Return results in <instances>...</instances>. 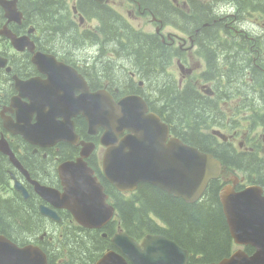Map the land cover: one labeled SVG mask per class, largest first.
<instances>
[{"label":"flooded vegetation","instance_id":"af4514ba","mask_svg":"<svg viewBox=\"0 0 264 264\" xmlns=\"http://www.w3.org/2000/svg\"><path fill=\"white\" fill-rule=\"evenodd\" d=\"M11 1L15 2L18 14L12 13L9 15L8 10L2 4V2ZM167 2L174 5V8L181 13L190 12L187 0H167ZM112 3L116 4V0H0V201L28 200V207H35L38 213L42 215L40 218L52 225L57 223L45 216L41 211V207L50 206L53 208L54 206L47 201V198L64 192L63 179L60 172V167L63 163L77 161L79 158L84 159L93 169L95 177H98L113 192L118 191L106 179L102 170L104 146L101 142V134L105 128L91 127L89 123L91 121L83 113L72 115V111L79 106L75 103V100L86 101L91 93L101 91H107L115 101H119L123 96L131 93L140 94L146 99L148 98L146 92L152 93L150 87L147 90L143 87L146 80L134 68L128 75L138 87L145 89L143 93L124 92L125 89L130 87L129 85L111 82L110 79H106L104 74H97V69L100 67L105 68V61H108L107 58L116 56V53L108 47L105 39L103 17L110 16L112 19L118 20L117 26H120V28L123 26L120 19L126 20ZM52 4H55L57 8L61 7L65 11L62 16L64 20L61 21L59 26L47 23V18L40 19L36 16L46 6ZM182 4L184 7L181 6ZM129 6L136 7L138 18L150 16L151 22L155 23L154 32L150 33L138 29L141 30V33L148 36L154 35L157 41L161 39L160 42L164 49L167 47L182 48L181 38L183 37L179 36L178 33L173 34L167 31L168 27L173 26V23L169 22L173 20L170 16H166V18L158 16V13L155 14L147 7L142 6L139 0H129ZM102 10L106 11V14L102 15L104 12ZM128 11L132 14L130 9ZM259 14L262 15L261 13ZM172 17L177 21V24L187 25L183 16L181 18ZM225 18L224 14L220 17L222 21ZM50 19H52L51 16ZM240 21L244 22L245 17H242ZM125 25L132 27L130 24ZM224 25L230 27L229 21L224 22ZM238 25H233V28L230 27L232 32L233 30L235 31L236 36L239 34ZM108 26L112 27L115 25L109 23ZM59 30L72 33L71 46L66 42L64 44L62 40L54 39V35ZM181 32L186 37H190L188 42H190L191 47H196L198 53L203 51L197 38L199 35L188 34L186 30H181ZM197 32L200 33V30L197 29ZM165 33L167 36H165ZM12 35L21 39L15 43L11 37ZM75 42L80 43L81 48H85L82 53L74 51L72 46ZM229 42L228 39L222 38L215 40L218 46V54L226 59L230 57V52L226 49ZM231 42L232 45L237 44L238 46L241 43L237 38L231 40ZM256 44L261 48V40H257ZM89 48H93V51L98 48V51L90 55L86 53V49ZM197 57L206 68L201 73V78H204L203 74L208 71L207 64L203 57L199 55ZM183 65L187 67L186 64ZM166 67L167 62L165 64V73L168 70ZM185 67L181 66L182 73L192 72L191 69ZM226 70H229L228 66L213 64L212 76L207 75L204 82L196 80L198 77L194 74L196 90L206 95V97L217 100L218 94L215 95L216 90L221 96H228V94H225L227 92L222 88L224 82L219 80L225 76L228 82L231 81L226 74ZM209 77L211 80L207 79ZM74 79L78 84L77 87L72 84ZM136 79H139V81H136ZM207 82L210 85H206ZM246 84V88H249L247 82ZM262 108L264 112V106ZM262 117L264 125V115ZM168 123L171 125L169 138L178 137L183 142L189 143L187 139L190 135L187 129L183 127V124L178 127L171 122ZM228 123L229 119L227 117L224 122H207V126L204 125V128H210L212 132H207V134H210L215 139L214 142L218 146L224 144L234 145L233 134L226 133ZM56 126H60L59 133L54 130ZM183 131H186V134ZM71 132L72 135L70 134ZM48 135L56 136L55 140L51 142L52 139ZM60 136L63 137L57 139ZM239 144L241 145L242 143L239 142ZM214 150H216L215 145L206 152L213 153L219 158L218 154L212 152ZM246 151L254 152L255 150L253 147H249ZM237 170L241 171L239 168L227 166L226 174L219 180L220 184L234 181L237 190L244 187L247 184L246 178L248 179L244 171L242 172L245 173V177L231 176L225 178L229 172H237ZM250 181L253 180L250 179ZM17 186L24 188L26 193ZM220 189L218 190V195ZM114 195L117 201L121 200L119 193ZM177 198L183 199L181 197ZM133 199L131 198V200ZM59 212L68 214V218L63 224L70 229L71 226L69 225H73L71 214L65 210H60ZM224 217L226 219L225 215ZM81 229L84 232L88 231L87 228ZM228 231L232 250V235L229 227ZM52 233L50 229L46 228L45 232L25 240L22 239V241L46 251L48 241L45 238ZM0 235L20 243L19 238L9 232L0 230ZM74 240L75 238L73 237L69 238L71 242ZM45 241H47V244ZM193 263L195 262L189 261V264ZM198 263L206 262L199 261Z\"/></svg>","mask_w":264,"mask_h":264},{"label":"trees","instance_id":"16d2710c","mask_svg":"<svg viewBox=\"0 0 264 264\" xmlns=\"http://www.w3.org/2000/svg\"><path fill=\"white\" fill-rule=\"evenodd\" d=\"M139 1L142 6L147 7L155 14L158 13L160 17L175 16L181 18L183 16L187 24L185 30L188 34L199 35L197 38L201 41L203 59L206 61L208 70L203 74V77L206 78L207 75H210L212 65L215 64L211 47L213 42L218 39L217 26L221 24L216 22L218 15L215 14L217 9L214 3L216 4L217 0H187L190 12L186 14L178 11L167 0ZM229 1L236 10V14L239 15L238 20H241L242 17L247 18L246 15L252 13V10L264 14V0ZM56 8L55 4L46 6L36 16L40 19L47 18V23L59 26L64 20L62 16L65 11L61 7ZM104 14L106 11L102 13V15ZM226 19L223 21L220 19L221 25H223L220 29L229 28L231 30L230 27L224 25V22L232 20V18ZM103 21V28L105 29L103 33L106 34L105 39L108 47L116 53L119 61L123 62L121 65H116L112 58H107L111 65L97 69V74H104L106 79H110L111 82L129 85L130 87L124 92L143 93L145 89L138 87L127 73L129 67L139 71L152 90L153 96L147 95L148 98H146L151 108L157 110L167 122L178 127L183 124L190 135L188 139L186 138L189 143L205 151L215 145L216 150L212 152L218 154L226 166L239 168L247 174L249 181L251 179L264 187L263 156H259L256 151L238 150V147L232 144L218 146L210 134L201 133V129L207 122H224L225 120V114L217 107V99L199 93L195 84L189 81L183 90V86H180L179 82L174 83L172 77L171 79L166 78L165 64L169 57H167V52H165L161 42L155 40L154 36L146 35L143 38L135 34L134 31L142 34L141 30L128 27L121 19L120 22L123 25L121 28L117 26L119 21L110 16H104ZM109 23L117 27H110L108 26ZM189 29L193 30L194 33ZM197 29L200 30V33L197 32ZM54 39L62 40L64 44L66 42L71 46L72 33L59 30L54 35ZM80 45L76 42L73 44L72 47L76 53H82L85 50ZM246 47H249L246 49L249 55L254 54L252 53L253 49L250 48L253 47L251 43ZM88 50L86 49V51ZM240 59L247 61L246 58L240 57ZM241 61L237 62V71H234L233 74L228 73V71L227 73L229 78L232 76L240 77L243 83L241 77L244 62L241 63ZM210 77L207 79L211 80ZM254 77L256 78L257 75L255 74ZM253 87L254 85L249 86V95L252 93L257 98L259 92L254 91ZM225 94L227 95V93ZM183 132L186 134V131ZM220 187L219 181H211L202 200L194 203H187L183 199L168 194L148 183H140L137 193L132 196L133 200L125 199L121 195V200L117 201L116 196L114 197L118 205L121 225L132 236L140 238L147 232L161 233L189 249L192 253L189 261L212 262L231 254V238L218 197ZM108 192L112 194L110 190ZM27 203L28 200L0 201V230L17 236L21 242H24L22 239L25 240L44 232V220L40 218L42 215L38 213L35 207H28ZM151 213L160 218L167 227L158 224L151 217ZM110 233L111 231L108 234ZM64 237L66 246L59 245L57 242L56 245H50L49 248H46L52 264H94L102 253L111 247L109 237L101 236L98 232H84L81 227L65 229ZM71 237L75 238L73 242L69 241ZM45 243L47 244V241ZM247 251L251 253L253 249L249 247Z\"/></svg>","mask_w":264,"mask_h":264},{"label":"water","instance_id":"95a60500","mask_svg":"<svg viewBox=\"0 0 264 264\" xmlns=\"http://www.w3.org/2000/svg\"><path fill=\"white\" fill-rule=\"evenodd\" d=\"M2 4L9 15L18 14L15 2ZM11 37L15 43L21 39ZM72 84L78 86L75 79ZM75 103L79 106L72 115L83 113L91 121V127L105 128L101 136L107 147L104 173L119 190H133L139 183H149L182 196L187 202H195L221 172V161L211 153L176 137L169 139L170 125L150 110L148 102L139 94L126 95L116 102L107 91H101L90 94L86 101L75 100ZM54 130L59 133L60 126ZM48 137L51 142L56 138ZM60 172L64 192L47 201L68 209L84 227L106 225L113 216L114 207L108 204L103 185L92 176L93 171L84 159L64 163ZM17 187L26 193L24 188ZM219 199L232 237L237 243L252 245L256 250L250 256L239 250L218 262L199 264H264L263 189L254 185L235 192L228 186ZM41 211L53 220L61 219L51 208L42 206ZM111 240L118 251H107L95 264H186L189 260L188 250L163 235L149 234L140 244L125 231H120ZM0 264L49 263L42 249L33 245L20 247L0 235Z\"/></svg>","mask_w":264,"mask_h":264},{"label":"rangeland","instance_id":"374dc122","mask_svg":"<svg viewBox=\"0 0 264 264\" xmlns=\"http://www.w3.org/2000/svg\"><path fill=\"white\" fill-rule=\"evenodd\" d=\"M113 4V3H112ZM217 4V6H216ZM214 3L217 11L215 14L218 15L217 23H221L219 16H221L224 12L226 18H232L229 20V26L233 28V25H238L239 34L238 36L235 35V31L233 32L226 28V30L220 29L221 24H218V39H228L230 42L227 44L226 49L230 52V57L228 59L220 56L218 54V46L216 45L215 41L211 47V51L214 55L215 64L220 66H228L229 70L228 73L233 74L234 71H237V62L241 61V58H246L247 61L242 64V81L240 77L232 76L230 77L231 81L228 82V79L223 76L219 80L224 82L222 88L227 92L228 96H221L220 93L216 94L218 97L217 100V107L223 111L225 114L224 117L229 119L228 126L226 128V133L233 134L234 137V145L238 147V150H245L249 149V147H253L258 154L264 156V125L262 123L263 120V108L264 102V14L260 15L257 12L251 11L252 13L247 14L244 22H241L239 19V15L236 14V10L232 7L229 0H217V3ZM115 9L127 20L121 19L124 24H130L133 28L142 29L148 32H154L155 30V23L151 22V17L148 16L147 18H138L137 9L135 6H129V0H116V4H113ZM184 7V5H181ZM128 9H130L132 14L129 13ZM173 20L169 21L173 23V26L167 28L169 33H178L181 38L182 48H165V52H167V74L165 73V77L168 79L173 78V82H179L180 86H183V90L187 87V82L194 84V81L191 80V76L195 74L198 81H205V78H201V73L204 72L206 69L205 66L201 63L198 55L200 57L203 56V52H199L196 47H191L190 37H186L181 30H185V26L183 28L181 25L177 24V21L174 17L170 16ZM135 34L139 36H146L145 34H139L138 31H134ZM156 35V34H155ZM152 35L151 37H153ZM165 36L166 33H165ZM149 38V37H146ZM156 39V37H153ZM168 38V37H166ZM239 39L240 45L237 44L232 45L231 40ZM161 41V39H159ZM257 40H261V48H259L256 44ZM186 44H184V42ZM249 43L252 44L254 54L249 55L247 52L246 47ZM184 44V45H183ZM170 47V46H169ZM86 53L92 54L98 51V48H89ZM170 53V54H169ZM112 58L116 65H121V62L115 57ZM246 63V64H245ZM113 64V65H114ZM183 64H186L185 67ZM111 62L105 61V67H109ZM181 66L191 69L192 72H184L182 73ZM244 66V67H243ZM101 68V67H100ZM133 70L132 67H129L127 73L129 74L130 71ZM227 73V75H229ZM255 74L258 76L255 78ZM212 75V72L210 73ZM251 76V77H249ZM229 77V76H228ZM254 79V91L259 92V95L256 96L252 93L249 95L250 89L246 88V80ZM240 80V82H239ZM139 81V79H136ZM239 83V84H238ZM206 85H210L207 82ZM124 86V85H123ZM249 86V84H248ZM143 87L147 90L148 83L144 82ZM151 91V90H150ZM152 92V91H151ZM255 93V92H253ZM148 96H153L152 93L146 92ZM214 95V96H215ZM256 99H259L258 101ZM225 119V120H226ZM217 122V121H216ZM255 122V123H252ZM211 132L210 128H202L201 133ZM239 142L242 144L240 145ZM231 176H242L245 177V173L242 171L229 172L225 178H229ZM43 230L45 231L46 228L50 229L52 232H56L57 242L59 245L66 246L65 241V229H67L64 225L63 226H56L50 224L48 221L44 220ZM72 227V226H71ZM60 231V233H59ZM89 233V232H88ZM21 240V239H19ZM27 244V243H26ZM239 248V247H236Z\"/></svg>","mask_w":264,"mask_h":264},{"label":"bare ground","instance_id":"6f19581e","mask_svg":"<svg viewBox=\"0 0 264 264\" xmlns=\"http://www.w3.org/2000/svg\"><path fill=\"white\" fill-rule=\"evenodd\" d=\"M178 25H180V24H178ZM182 27H183V25H181ZM183 28H185V27H183ZM190 30V29H189ZM190 31H192L193 32V30H190ZM194 33V32H193ZM195 34V33H194ZM199 42H201L200 40H199ZM201 52H203V51H201ZM132 94V93H131ZM151 108V107H150ZM152 111H154L155 113H157V114H159V112L157 111V110H153V109H151ZM160 115V114H159ZM161 116V115H160ZM162 117V116H161ZM163 118V117H162ZM163 120H164V118H163ZM166 121V120H165ZM167 122V121H166ZM38 248H40V247H38ZM41 249V248H40Z\"/></svg>","mask_w":264,"mask_h":264}]
</instances>
